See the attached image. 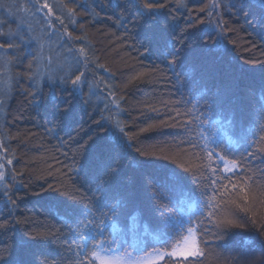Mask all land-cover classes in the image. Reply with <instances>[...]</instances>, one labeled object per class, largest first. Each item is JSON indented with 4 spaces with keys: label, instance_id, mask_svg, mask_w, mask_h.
I'll use <instances>...</instances> for the list:
<instances>
[{
    "label": "snow or ice",
    "instance_id": "6c2138e0",
    "mask_svg": "<svg viewBox=\"0 0 264 264\" xmlns=\"http://www.w3.org/2000/svg\"><path fill=\"white\" fill-rule=\"evenodd\" d=\"M0 8V109L16 94L38 109L47 88L50 118L35 126L58 141L60 165L55 182L33 192L46 200V219L21 218L17 192L31 173L16 167L18 138L5 119L0 237H13L0 240V264H206L210 250L251 231L224 264H264V0H0ZM108 21L141 66L126 81L91 43ZM244 37L252 39L243 51L260 57L230 55ZM257 75L258 94L246 83ZM139 84L151 92L126 108L127 89ZM21 224L32 229L18 241Z\"/></svg>",
    "mask_w": 264,
    "mask_h": 264
},
{
    "label": "trees",
    "instance_id": "16d2710c",
    "mask_svg": "<svg viewBox=\"0 0 264 264\" xmlns=\"http://www.w3.org/2000/svg\"><path fill=\"white\" fill-rule=\"evenodd\" d=\"M23 3L25 0H3L5 4H13V3ZM51 2V0H50ZM91 2V0H89ZM103 3V0H101ZM104 13H101L103 15ZM7 16V11L5 8H0V18H4ZM11 19V17H9ZM14 27V25H13ZM100 29L99 32L96 29H92L90 33L91 43L95 45V47L99 50V54L101 56L102 62L109 67L111 73H115V78L117 80L126 81L128 77L133 74L132 65H135L136 69H139L141 66L134 60H132L128 51L121 46L120 41L117 39V33L121 30L112 27L111 21H108L106 24L97 25ZM243 34L241 33V36ZM236 39V37H234ZM244 39H252L249 37H244L243 39L238 40V48L239 51L236 53H232L230 55H237L240 57H251L253 54L257 57H260L261 51L260 49H254L253 52H245L244 48L248 47V45L244 44ZM258 44L262 43L260 37H255ZM135 55V53H132ZM149 61L145 59V64H148ZM108 75L107 73L105 74ZM250 87L255 88L257 90V94L259 93L260 81L257 75L255 80L249 79L246 82ZM5 85L0 84V88H4ZM152 86L147 84H139L132 85L127 89V104L126 108H131L136 100H142L147 97V95L151 92ZM167 90H165L166 92ZM45 100L41 103L38 109H33L31 105H29L22 96L18 94L15 95L14 99H7L6 104L3 109H0V126H2L5 122V119L9 121V127L11 129V135L17 137L18 139L12 140V146L16 148L19 153L20 161L17 163V169L25 170L26 174L31 173V184L24 188H20L17 192L19 196L18 201V215L23 218L24 216L33 217L36 221H44L46 217L43 215L44 206L46 205V200L42 197L36 196L33 192H39L40 185L45 184L46 181L55 182L54 176H59L58 172H55V169L60 168V165L56 162V160L52 159V149L58 143L56 140L49 141L48 138L43 137V129H37L35 124L37 119L41 124L45 122L46 119L50 118V111L52 108V103L50 98L48 97V89L45 88ZM57 97L59 100V93H57ZM76 105V110L79 113V103L78 101H74ZM10 105V108H9ZM7 110V111H6ZM80 115L75 116L73 120V124L80 120ZM127 116V112H123L120 114V119H124ZM84 120H87L88 117L83 116ZM39 131L41 133L40 136H32V132ZM169 132L174 130L169 129ZM63 135V133H61ZM166 139H171V137H166ZM20 140H23L24 143L21 144L20 147H17V144ZM23 149V150H21ZM59 155V153H56ZM63 159V157H61ZM25 162H27V166L25 167ZM52 165V168H49V165ZM49 171H53L54 175H48ZM27 179V175L25 177ZM0 209H3V205L0 204ZM25 229L31 230L32 225L29 224H21L19 226V232L16 234V239L19 241L25 237ZM256 237L257 233L254 231L251 232H240L237 237V242L239 237ZM13 237V233H9L8 236L0 237V240H10ZM237 242H233L230 244L227 250L223 248L215 249L209 251L208 260L206 264H215L217 260V256L221 258V264H224L230 256L235 254V248L237 247ZM55 250V246H53Z\"/></svg>",
    "mask_w": 264,
    "mask_h": 264
}]
</instances>
